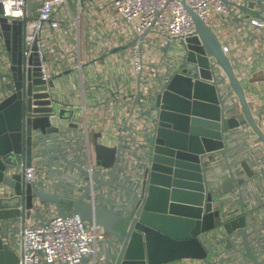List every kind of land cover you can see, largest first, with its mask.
I'll use <instances>...</instances> for the list:
<instances>
[{
	"label": "built area",
	"instance_id": "obj_1",
	"mask_svg": "<svg viewBox=\"0 0 264 264\" xmlns=\"http://www.w3.org/2000/svg\"><path fill=\"white\" fill-rule=\"evenodd\" d=\"M30 1H41L29 12ZM0 102L18 90L13 59L1 31V16L12 25L23 22L21 49V89L23 99L33 101L38 92L48 91L52 104L68 112L55 133L61 149L102 179L112 177V166L97 161L93 131L100 132L99 142L117 146V182L142 190L144 177L154 162V135L157 126L154 96L164 91L171 77L183 72L196 80L215 84L224 100L223 113L242 121L246 117L239 95L223 65L204 48L210 77L202 75L199 61L189 60V38L199 36L193 8L216 32L222 48L232 61L236 76L243 83L257 124L264 130V0H0ZM39 67L41 77L54 86L37 88L31 76ZM84 67H87L86 71ZM69 73L76 81L70 84L71 95L63 98L60 76ZM79 84V85H78ZM105 89L110 114L88 123L86 91ZM64 91V90H63ZM70 97V98H68ZM226 148L216 159L202 157L207 166L210 186L214 187L215 207L221 210L222 224L204 232L208 254L217 264H254L245 256L241 228L227 232L224 223L246 215L251 245L264 260V141L247 121L229 131ZM234 142V143H233ZM242 144L240 149V145ZM50 165L34 161L20 164L26 181L44 189L56 185L63 192L80 193L88 189L91 202L107 203L109 186H97L93 176L85 175L75 165L69 167L54 147ZM251 165L250 175L242 162ZM73 171V172H70ZM69 172V173H68ZM74 176L73 183L67 179ZM235 175L241 187L224 191L223 181ZM117 182L111 185L118 209L131 205L134 193ZM1 193L13 188L1 185ZM245 190L247 192L245 193ZM257 191V194L254 193ZM242 192V197L239 195ZM7 229L4 241L20 256V264H114L115 251L109 233L95 222L85 221L78 213L60 215L53 201L36 197L30 214H19L3 222ZM228 238L232 242L228 244ZM161 264H210L203 257H180Z\"/></svg>",
	"mask_w": 264,
	"mask_h": 264
},
{
	"label": "water",
	"instance_id": "obj_2",
	"mask_svg": "<svg viewBox=\"0 0 264 264\" xmlns=\"http://www.w3.org/2000/svg\"><path fill=\"white\" fill-rule=\"evenodd\" d=\"M41 4V1H30V14L38 15L35 8ZM187 7L199 34L189 38L187 59L199 61L203 66L202 75L210 77L204 48L197 43L200 38L225 67L246 117L242 121L226 117L224 100L218 95L215 84L194 81L185 74V63L183 72L175 73L167 88L154 96L153 109L157 111L158 120L154 131V162L144 177L141 191L115 180L116 159L120 151L117 146L99 142L100 132H93V143L97 161L113 168L109 179L92 175L61 149L55 133L60 130V121L71 111L59 110L57 104L53 105L48 91L36 93L39 97L36 106L32 100L26 102L23 99L18 52L22 45L23 22L16 20L11 25L7 17L1 16V31L13 59L18 90L0 102V186L14 189L12 194L1 193L0 189V264H20L19 253L3 239V233L7 231L3 222L19 214L29 215L36 197L53 201L60 215L78 213L83 220L102 226L109 233V242L115 249L112 253L114 264H161L180 257H203L210 264H217L208 254L201 237L204 232L222 224L221 210L215 207L214 187L208 182L207 166L202 157L207 153L214 160L223 153L229 163L226 144L230 134L227 131L240 122H249L263 141L264 130L256 122L243 83L236 76L232 61L223 50L216 32L193 8ZM2 10L0 3V12ZM31 76L39 89H48L49 85L55 84L53 79L47 83L37 66ZM50 139L55 141V149L61 156L85 175H92L97 186H109L107 203L88 201V189L77 194L63 192L56 185L44 189L26 181L23 171H11L20 164H31L35 151L41 149L38 144ZM242 164L252 175L248 161L244 159ZM115 182L130 189L135 196L132 204L121 210L113 201L111 185ZM222 183L227 192L241 187L242 180L232 175ZM239 195L242 197V192ZM224 226L227 232L240 227L245 256L254 264H264L251 245L246 215L228 220ZM231 244L228 238L226 246Z\"/></svg>",
	"mask_w": 264,
	"mask_h": 264
},
{
	"label": "crops",
	"instance_id": "obj_3",
	"mask_svg": "<svg viewBox=\"0 0 264 264\" xmlns=\"http://www.w3.org/2000/svg\"><path fill=\"white\" fill-rule=\"evenodd\" d=\"M85 69H83L84 71H86L87 67H84ZM86 73H88V71H86ZM61 85L63 87L62 92H63V98L66 99L67 96L71 95L70 93V84L72 83V81H76V83H79L77 80L74 79V76L72 74L66 73L64 74V76H60L59 78ZM79 85V84H78ZM64 90V91H63ZM107 91L105 89H101L98 92H91V91H86V102L88 105V109L86 112V118H88V123L89 125L97 130L95 127V119L94 118H102V117H106L108 114L111 113V111L113 110V108L107 103ZM70 98V97H68ZM96 132V131H93ZM93 134V133H92ZM94 136V134H93ZM234 143V142H233ZM240 145V149H242L241 145ZM38 147H41L37 149V151H35V156L33 158L34 161H41L43 163H46L48 165H50L52 158H54L55 156V152H54V147H55V141L50 139V140H42L39 144ZM69 156V155H68ZM69 158H71L69 156ZM66 161V160H65ZM67 162V161H66ZM68 166L71 167V163L68 161L67 162ZM73 172V171H70ZM69 173V172H68ZM66 173V174H68ZM69 180L70 183H73L72 180H74V176L72 175V173L68 174V177L66 176V180ZM247 192V190H245V193ZM255 194H257V191H254ZM257 210H262L264 211V203L260 206L257 207Z\"/></svg>",
	"mask_w": 264,
	"mask_h": 264
}]
</instances>
